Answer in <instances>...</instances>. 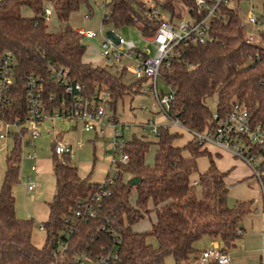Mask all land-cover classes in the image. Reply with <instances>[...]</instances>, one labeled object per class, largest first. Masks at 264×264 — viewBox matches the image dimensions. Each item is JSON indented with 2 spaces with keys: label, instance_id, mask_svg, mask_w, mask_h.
Here are the masks:
<instances>
[{
  "label": "trees",
  "instance_id": "16d2710c",
  "mask_svg": "<svg viewBox=\"0 0 264 264\" xmlns=\"http://www.w3.org/2000/svg\"><path fill=\"white\" fill-rule=\"evenodd\" d=\"M155 3L172 19L181 17L177 5L195 15L194 0H155ZM207 3L211 6L214 2ZM47 6L62 24L55 33L48 32ZM21 8H28L34 17L23 18ZM82 9L90 18L92 8L88 0H0V60L5 53L15 60L12 86L1 95L2 122L26 119L28 108L23 89L26 76L41 81L46 101L54 96L47 104L49 112L61 102L72 103L73 97L65 94L63 87L48 81L49 65L66 69L71 83L82 86L81 99L91 101L95 94L107 92V109L114 122H118L119 101L141 93L142 80L126 85L124 72L116 76L85 62L86 47L69 24L71 15ZM104 10L108 18L104 24L115 30L138 26L142 37H151L158 27L146 18L141 0H110L104 4ZM261 12L264 17V0ZM209 35L213 38L211 43L178 44L160 66L159 79L173 93L166 119L177 121L189 133L202 134L215 126L207 103L215 98L220 117L233 103H239L249 111L254 124L264 127V49L245 39L234 10L223 2L218 6V17L210 20ZM23 135L24 131L9 133L12 146L6 155L0 188V264H75L74 254L98 255L113 245L118 252V264H164L169 256L175 264H186L202 252L198 245L203 239L217 242L228 253L240 237L236 234L237 227L251 203L228 207L225 182L228 173L218 171L211 153L202 149L194 137L178 145L183 136L160 126L154 142L134 134L127 140L124 149L127 163L114 161L113 177L105 178L103 187L109 195L100 200L94 219L75 225L76 230L67 240V252L55 260L52 254L57 250L59 234L65 230L64 220L73 216L78 202L94 198L100 185L90 183V176L81 179L68 155L61 159L53 155L54 195L47 204L48 219L41 224L45 242L37 248L33 243L32 220L16 217L12 194L19 183ZM152 146L153 162L147 165L146 156ZM251 150L264 156L259 146ZM203 157L207 158L208 167L199 173L197 161ZM196 175L199 195L192 185ZM134 178L138 182L131 184ZM151 212L154 222L150 229L134 232L132 227ZM151 238L156 246L147 242Z\"/></svg>",
  "mask_w": 264,
  "mask_h": 264
},
{
  "label": "built area",
  "instance_id": "2783aa9c",
  "mask_svg": "<svg viewBox=\"0 0 264 264\" xmlns=\"http://www.w3.org/2000/svg\"><path fill=\"white\" fill-rule=\"evenodd\" d=\"M146 9V18L158 24L157 29L151 37H142L144 41L154 46L155 52L153 55L147 48L139 49L133 42L126 41L114 32L102 35V28L96 33L95 31H78L77 33L83 40H95L101 36L99 45L100 59L106 60L110 65L122 66V71H127L134 76L136 81L149 79L152 82L149 90L153 92L156 104L160 112L166 118V114L170 111V103L173 99V93L170 88L162 92L157 88V79H159V68L162 63L170 58L173 54V49L180 43L187 44L188 42L197 44H206L213 42L210 37V20L218 17V6L220 3H226L225 0L214 1L213 5H209L204 0H194L195 15L192 16L186 8L187 18L177 19L173 23L171 16L163 13L156 5L155 0L142 1ZM101 11V21L104 24L108 20L104 4L99 8ZM105 11V12H104ZM50 11L46 9L45 16H49ZM247 22L252 26H259L264 23L255 18L253 9L247 12ZM263 17V16H262ZM264 18V17H263ZM126 63V64H124ZM15 66L14 57L10 53L2 55L0 60V107L3 104L1 95L8 92L13 83V68ZM48 81L54 85L64 88L67 95H71L72 103L66 105L60 103L58 108L48 111V102L53 101L54 96H51L47 101L44 99V89L41 81L33 76H26L23 82L25 91L26 105L28 114L26 119H16L13 123L2 122L5 133L0 135V138L5 139L10 132L19 133L24 131V135L28 133L27 141L21 138V159H26L33 162L37 159L34 151L24 154L23 147L31 146L32 141L36 140L39 135V126L45 121L65 120L68 122L80 123L82 130L85 133H94L96 137L105 138V127H112L110 136V149L112 151L113 163L118 161L122 164L127 163L128 156L124 153L127 139L124 136L129 125L114 122L113 119L107 116L106 107L109 100L107 92H100L92 97L91 101L80 98V93L83 88L79 84L71 83L69 75L63 67L49 65L47 68ZM214 127L211 130H206L204 133H190L196 139L202 149L209 150L208 147L217 149L220 152L228 153L231 157L240 159L252 172L253 178L256 180L260 193L261 203L264 215V156L260 152L254 153L251 149L253 146H259L264 152V127L260 124L252 122L249 111L246 107L239 103H233L227 113L220 117L217 112L212 115ZM172 128H182L177 121L169 119ZM125 128V129H123ZM158 126L150 121L142 124V130L158 136ZM184 129V128H182ZM185 130V129H184ZM59 134L53 129L51 131L52 152L58 159L68 155L72 161L74 153L72 147L63 144L59 140ZM80 146V145H79ZM36 165L30 167L31 172H35ZM105 179L98 183L100 192L90 200L78 202L75 205L74 214L70 219H65V230L59 234L57 239V250L52 254L56 260L62 258L67 252L68 239L76 230L75 225L82 221L88 222L94 219L99 202L103 197L109 195V191L104 189ZM112 181L109 180L110 184ZM194 187L199 185L198 180L192 182ZM36 188V184L31 182L26 185V191L32 192ZM30 217H28L29 219ZM39 230L43 231V226L39 225ZM111 232V230H110ZM113 233V231H112ZM237 235H241V231H236ZM72 260L75 264H118L119 256L115 246H111L104 250L101 254H91L87 252H78L73 255ZM193 264H230L228 253L221 250L218 244H212L209 249L202 251L197 258L193 260ZM262 262L264 264V235L262 246Z\"/></svg>",
  "mask_w": 264,
  "mask_h": 264
},
{
  "label": "rangeland",
  "instance_id": "374dc122",
  "mask_svg": "<svg viewBox=\"0 0 264 264\" xmlns=\"http://www.w3.org/2000/svg\"><path fill=\"white\" fill-rule=\"evenodd\" d=\"M91 8L92 15L90 16L89 21H85L83 18V12L80 10L69 21V24L75 28H83L84 30L90 29L92 31L100 30V24L102 28V35L106 36L108 33L114 32L119 35L121 38L126 41H131L134 45L140 49L147 48L150 51V54L153 55L155 52V48L152 44L147 43L143 40L142 36L139 32V27H130L124 28L121 30H115L112 28L110 24H102L101 23V11L100 7L102 4H108L110 0H88ZM144 1V0H141ZM206 2H214L218 0H204ZM226 5L233 9L241 27L243 29V33L245 39L264 49V23L259 26H252L247 22V12L252 8L255 18L259 21L264 22V18L262 17L261 6L262 0H225ZM50 11V16H47V25L48 32L55 33L61 27L62 24L57 19L56 15L52 12L50 6H47ZM176 11L180 14L181 18H187L186 10L184 7L177 5ZM105 12V11H104ZM20 14L23 18H33L34 15L28 8H21ZM190 20V19H189ZM177 19L173 20L175 24ZM101 43V36L96 37L95 40L88 41L83 40L82 44L89 48V46H97ZM95 55V51L92 52ZM93 57L88 56V59H92ZM126 64V63H124ZM101 68H105L107 71L112 73L113 75H120L124 72L123 81L126 85L131 84L136 81L134 76L127 71H122V66L110 65L106 60H100L99 64ZM152 82L149 79H143L141 82V93L132 94L130 96H125L122 100L119 101L116 113L119 119L127 117L128 114L133 120V122L137 119H149L150 122L155 123L157 126H166L170 125V122L164 117V115L160 112L158 108L153 92L149 90ZM157 88L158 90L165 91V86L162 84L160 79H157ZM210 111L214 114L216 111V100L215 98L209 99L207 101ZM147 110V112H146ZM107 116L110 117V112L106 107ZM135 124V123H134ZM55 130L59 134V140L63 144H67V146L72 147V151L74 153V157L72 159V166L77 169V172L81 178H87L90 176L89 180H94L96 182H101L104 178L105 174L110 177L114 175V167L111 165L109 167L110 162L106 161V155L103 153L104 150L100 147L103 145L104 147L108 144L104 142V138H94V135L91 133H85L82 130V125L80 123L68 122L65 120H56V121H45L39 126L40 135L39 137L32 141L31 146L27 145L23 147L22 151L24 154L28 152L34 151L36 154V160L30 162L26 159H21L19 166V183L13 188L12 194L14 196V206H15V215L18 219H27V215L32 217L33 223V243L37 248H41L45 242V233L39 230V225L43 224L48 219V208L47 204L51 201L54 195L55 189V179L52 173V142H51V131ZM125 129V128H123ZM177 131H180L184 134V136L178 141V145L183 144L186 140L192 138V134L188 131L178 127L174 128ZM13 132V129H12ZM5 133L3 127L0 126V134ZM125 138L128 140L131 138L132 134L137 137L144 136L146 141H155V136L149 132L143 133L140 128L136 125H129V127L123 131ZM29 138L28 133H26L23 137L25 141ZM6 143V154L12 146V139L8 135L4 139ZM80 145V146H79ZM102 146V147H103ZM210 149V151H215V148L206 146ZM155 147L152 146L146 156V160L149 163L154 155ZM209 151V150H207ZM222 155H229L225 152H219ZM213 156V154H211ZM230 156V155H229ZM233 159L238 161L244 167V172L241 167L236 165L241 171L242 174L248 173V177L240 179L238 181H233L228 173L227 181L231 182L230 186H245L248 189V192L252 194V197L249 200H257L258 195L261 200V193L258 187L256 180L252 176L251 170L238 158L232 156ZM35 164L37 167L36 172H31V165ZM108 165V171L106 173H102L104 169H106ZM208 165V161L206 157L198 159V170L199 172H203ZM220 165V164H219ZM232 169H230L231 171ZM101 176V177H99ZM126 179V178H125ZM198 180L197 175L193 177V181ZM35 183L36 188L32 192L26 191V185L29 183ZM257 185V186H256ZM228 186V188H230ZM197 188V187H196ZM258 189V190H257ZM256 192V194L254 193ZM197 195H199L198 188L196 190ZM236 201H238L235 197H228L227 205L230 208H233L236 205ZM255 209V202L250 207V213ZM249 213V214H250ZM252 215H258L257 212H254ZM248 217H244L243 221L247 222ZM154 222V213L151 212L143 220L132 227L134 232L143 233L150 229L151 223ZM245 223V222H244ZM249 227L252 230H247L243 234L242 237L236 240V248L230 250V260L231 264H263L260 259L261 256V235L257 231V224L255 221H252ZM207 240L206 238L204 241ZM147 242L152 244V246H156L154 239H148ZM201 243V242H200ZM209 243L204 242V248H208ZM193 259L191 258L186 264H193ZM164 264H175L174 260L171 256L166 257Z\"/></svg>",
  "mask_w": 264,
  "mask_h": 264
},
{
  "label": "crops",
  "instance_id": "0c3cea01",
  "mask_svg": "<svg viewBox=\"0 0 264 264\" xmlns=\"http://www.w3.org/2000/svg\"><path fill=\"white\" fill-rule=\"evenodd\" d=\"M47 10H49V9L47 8ZM82 12H83L82 14H83V18L85 19V21H89V19L86 17V11L84 9H82ZM75 14H73V15H75ZM73 15H71L70 19L72 18ZM70 19H69V21H70ZM89 22L91 23V21H89ZM101 23H102V21H101ZM71 27L76 32H78V31H92L90 29L84 30L81 27L80 28H75L73 26H71ZM101 27L102 26L100 24V28ZM90 41H92V40H90ZM94 51H95V55L92 54V52H94ZM88 56H91L93 58L92 59H88ZM84 60H85L86 63H90L93 66H97L99 64V61L101 60L100 59V56H99V44H97V46L91 45V46H89V48H86ZM165 91H166V89H165ZM162 92H164V91H162ZM146 112H147V110H146ZM126 116L127 117H124L122 119H119L118 118L119 122L120 123H123V124H128V125H131V124H133L135 126L137 125L140 128V130L143 133H145L142 130V124L145 123V122H147V121H149V119H137V120H134L133 122H130L133 119L128 114ZM158 127H160V126H158ZM163 127H169L171 131L180 133L182 136H184V134L182 132L175 130L169 124L166 125V126H163ZM89 134H91V133H89ZM92 134L94 135V138H98V137H96V135L94 133H92ZM111 134H112V127L109 126V125H107L105 127V138L103 140L108 145L105 146V147L103 145H100V147L104 150L103 153L107 157L106 158V161H109L110 162L109 167H111V165L113 164V157H112L113 154H112V151L110 149V143H111L110 136H111ZM188 140H191V139H188ZM188 140H186L184 143H186ZM6 149L7 148H6V143H5L4 139L0 138V188H1L2 183H3V179H4V175H5V169H6V164H5L6 155H7L6 154ZM208 152L211 153V154H213V159L215 161V166L218 169V171L229 173L230 177L232 179H234L233 181H235V180L238 181L240 179H243L245 177L247 178L249 176L247 172H246V174H242V171L244 172V170H245L244 167H242L243 165L240 164L235 159H233L231 156H229L227 154L226 155H224V154L222 155L221 153H219L220 151H218L217 149H215V151H212V152L209 149ZM215 155H217V158H215ZM152 162H153V158H152ZM145 163L147 165H152L151 161L148 163L147 160H146ZM236 165H238L239 167H241L242 171ZM207 167H208V165H207ZM207 167H206V169H207ZM197 168H198V161H197ZM107 169H108V165H107L106 169H104L102 171V173L103 174L106 173L108 171ZM230 169H232V170L230 171ZM198 172H199V170H198ZM203 172H199V173H203ZM106 176H108V175L105 174V176L102 179V181L106 178ZM99 177H101V176H99ZM81 179H83V178H81ZM89 181H90V183H100V181L99 182H96L94 180L93 181L92 180H89ZM225 182H226L227 186H230L231 182H228L227 179H225ZM254 193L256 194L255 191H254ZM230 196L235 197L238 200V201H236V204H238L240 202H244V203H251V205H252L255 202V209H254V211H252L250 213V207H251V205H250L249 206V212L243 216V218L244 217H248L247 218V222H249V224L248 223L246 224V221H243V218H242L241 219V222L239 223V225L237 227V230L241 231L242 234L240 235V237H242L243 234L245 232H247V230H249V231L252 230V228L249 227V225H251L252 221H255V223L257 224V231L261 235V256H260V259L262 260V246H263V235H264V215H263L262 203H261V200L259 199L260 196L258 195V199L257 200L256 199L255 200H249V198L252 197V194L249 193L248 192V189L245 188V186H242V185H240V186L238 185V186H234V187H231L230 186V188H228L227 201H228V197H230ZM254 212H257L260 216H258V215H252ZM28 217H30L29 219L32 220V217L31 216L27 215V219H28ZM204 242H208L209 243V247L208 248H204ZM212 244H218V243L217 242H212L209 239H207V240L204 241V239H203V241H201V243H199L198 249L200 251H204L206 249H209L212 246ZM235 248H236V244L233 247V249H235ZM228 256H229V259H230V251L228 252ZM230 264H231V260H230Z\"/></svg>",
  "mask_w": 264,
  "mask_h": 264
},
{
  "label": "water",
  "instance_id": "95a60500",
  "mask_svg": "<svg viewBox=\"0 0 264 264\" xmlns=\"http://www.w3.org/2000/svg\"><path fill=\"white\" fill-rule=\"evenodd\" d=\"M130 182H131V184H135V183L138 182V179H137V178H134V179H132Z\"/></svg>",
  "mask_w": 264,
  "mask_h": 264
}]
</instances>
